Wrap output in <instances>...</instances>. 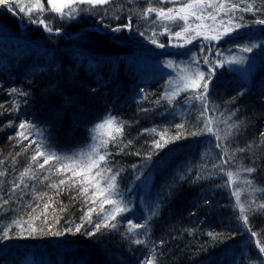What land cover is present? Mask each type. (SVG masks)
Segmentation results:
<instances>
[{"label":"trees","instance_id":"obj_1","mask_svg":"<svg viewBox=\"0 0 264 264\" xmlns=\"http://www.w3.org/2000/svg\"><path fill=\"white\" fill-rule=\"evenodd\" d=\"M255 2L258 7L262 6L261 0ZM145 6L144 0H114L112 5L106 6L104 24H123L125 17L132 16L133 31L116 33L114 35L119 39L115 40L111 39L113 34L107 28L101 27L95 12L82 13L80 19L65 22L59 35H51L35 24L21 23L19 16L0 7V105H4L0 108V160L4 161L0 171L8 173L6 177H0V196L9 199L5 193H10L12 182L27 167L32 148H35L33 145L24 151L28 141L18 144L10 139L17 132L19 122L30 121L37 125L44 130L48 137L46 142L53 151L71 156L86 152L92 146L95 125L111 114L125 127L123 135L119 136L122 143L114 145L110 142L108 145L109 167L113 172L119 170V191L131 208L130 212L117 216V220L131 219L141 223L143 217H148L149 223L148 235L135 237L144 239V244H135L133 237L124 235L123 224L117 230H104L103 235L92 237L43 235L3 241L0 242V264H23L28 256L41 258L43 264L47 255L56 264H141L153 247L154 264H260L256 250L249 246L247 234L233 232L242 226L237 222L233 199L221 186L224 181L218 167H214L220 163L219 150L206 142L209 137H189L169 143L151 160L134 154H146L152 140L159 138L144 133L145 129L156 128L158 132L168 129L170 135H175V125L184 123L189 131H195L189 125L196 123L200 107L198 101L191 102L195 107L184 106L185 102L173 105L165 100L155 104L165 90L167 77L137 62L144 57H153L152 51H155V58L184 59L186 63L189 56L184 53L191 49L192 54L200 55V48L205 43L197 39L187 45L186 50L179 51L170 46L177 40L165 34L157 37L166 44L164 49L152 45L147 35L149 30L160 33L163 29L160 24L141 19L138 12ZM259 15L253 17L246 13L245 21L251 23ZM114 16L120 19H114ZM254 26L258 27L257 36L248 33L232 40H221L218 46L222 57L224 51L237 47L238 41L249 37L264 39V26ZM139 32L146 35L141 36ZM202 67L207 68L206 65ZM263 69L264 65L255 72L250 83L233 71L229 73L225 66L223 75L215 80L218 87L210 94L212 104L219 111L232 112L233 121L240 126L232 147L253 145L251 151L236 154L232 168L255 167L256 171L249 178L261 189H264ZM12 88L28 95H10ZM141 88L147 99L142 98ZM238 91L244 94L238 96ZM13 101L19 107L18 112L12 110ZM145 108L149 111H141ZM9 121L11 126H7ZM116 126L101 130L102 138L108 139L110 132L117 135ZM129 140L132 144L121 152L120 148ZM44 174L37 172L35 181L26 178L28 188L21 186L24 195L21 196L19 191L11 195L10 204L0 210V228L11 225L16 219L27 220L25 212L31 209H25L24 205L40 203L33 197L43 192L57 200L53 207L58 209L60 202L66 207L65 212L58 213L61 226L65 220L79 222L84 205L80 198L73 199L77 189L62 191L55 197V190L47 187L51 181L40 183ZM147 179L152 180V185L148 191H143ZM141 197L146 200L147 210L141 209ZM253 197L260 199L264 192H255ZM105 209L110 210L111 205H105ZM151 210L155 215H149ZM96 219L93 213V220ZM249 223L253 230L264 232V212L251 215ZM17 231L12 228L13 234ZM209 232L222 236L214 239ZM232 235L235 238L228 239ZM225 249H228L227 254Z\"/></svg>","mask_w":264,"mask_h":264},{"label":"snow or ice","instance_id":"obj_2","mask_svg":"<svg viewBox=\"0 0 264 264\" xmlns=\"http://www.w3.org/2000/svg\"><path fill=\"white\" fill-rule=\"evenodd\" d=\"M113 3L114 0H47L48 7L45 8L44 0H32L27 5L23 3V0H0V7L19 16L21 23L35 24L51 35H59L65 22L80 19L82 13L91 14L95 12L101 22V27L107 28L109 33L113 34L111 39L115 40L119 37L114 34L133 31V24L131 15L125 17L126 22L123 24L113 26L103 23L107 16L106 6ZM261 4L262 6L258 7L255 0H146V6L139 10L138 14L141 19L150 20L152 24H160L163 29L160 33L149 30L147 35L152 45L164 49L166 44L160 42L157 37L165 34L174 40L182 41L170 45L176 48H185L197 39H202L205 43L200 48V55L192 54L191 49L184 53V55L189 56V60L183 68L174 61L166 62L168 68L178 72V78L174 81H168L160 99L154 101L157 105L160 104L161 100L173 105L178 102L191 104L192 101H199L200 107L195 118L196 123L189 125V128L196 130L189 131L185 128L184 123L175 125V135H170L168 129L161 132H158L156 128L145 129L144 133L159 138L152 140L150 149L146 154L140 152L134 154L151 160L153 155H159L158 150L165 148L169 143H175L189 137H209L210 139L206 142L214 144L215 148L219 150L220 163L214 167H218L221 179L224 181L221 186L228 190L230 199L234 200L236 219L242 226L241 229H234L233 232L242 231L247 234L249 246L256 250L260 264H264V232L253 230L249 223L251 215L264 212V197L241 201V194L244 191L240 187L241 173L248 174V177L242 179V183L253 193L264 192V189L257 188L254 180L249 178L256 171L255 167L232 168V163L237 158L236 154L251 151L253 145L248 144L243 148L232 147L234 136L239 131L240 126L236 122L229 123L232 120V112L225 116L224 111H220L219 116H217L216 112L219 109L212 104L210 99V94L218 87L214 81L217 79L219 69L224 68L225 65H245L248 63L246 55L219 58L222 57V52L219 48L214 49V43L218 45L225 38L228 40L238 38L239 30L242 28L252 25L264 26V0H261ZM129 11L133 10L129 9ZM245 13H251L253 17H257L258 13L260 15L258 18H254L251 23H247ZM114 19L119 20L120 17L114 16ZM234 33L235 37H233ZM139 35L145 36L146 33L139 32ZM205 49H207V54H204ZM256 49H264V41L239 47V51L242 53H252ZM213 52L214 57L210 59L209 57L213 56ZM202 65H206L207 68H203ZM139 92L143 99H147L143 88L139 89ZM9 94L13 96L28 95L17 88L10 89ZM181 94H183L182 99H180ZM243 94L242 91L237 92L238 96ZM191 106L195 107L194 104ZM3 107L4 105H0V108ZM12 110L19 111L15 101H13ZM141 111L147 112L149 109L145 108ZM11 125L12 122L9 121L7 126ZM115 125H118L115 127L117 135L110 132L108 139L102 138L101 130ZM124 127L122 121H118L117 117L109 114L102 122L95 125L92 146L86 152L68 156L51 149L46 142L48 137L44 134L43 129L38 128L30 121L19 122L16 125L17 132L10 139L16 140L18 144L22 141H28L24 151L32 148L33 145L35 148H32L27 167L20 171L18 177L12 182L10 193H5V195H9V199H3V196H0V210H5L6 206L10 204L11 195L18 191L21 196L25 194L21 186L28 188L26 178L28 181H35L38 178L36 173L43 171L45 174L40 183L45 180L51 181L47 187L55 190V197H58L62 191L77 189V195L73 199L80 198L82 200L84 207L81 211L83 215L79 218V222L65 220L64 225L61 226L58 213L65 212L66 207L60 202L57 209L53 207L57 203L53 196H49L47 192L36 193L33 199L40 201V203H36L35 206L32 203L24 205L25 209H31V211L25 212L28 217L27 220L16 219L12 221L11 225L0 228V242L17 238H37L43 235L63 237L65 235L83 234L92 237L97 234L103 235L104 230H117L123 224L126 228L124 235L133 237V243H146L144 239L135 237L148 235V217H143L141 223H134L131 219L117 220V216L130 212L131 208L128 207V203L124 201L122 193L119 191L117 183V177L120 175L119 170L113 172L112 168L109 167L111 153L108 151V145L110 142L114 145L122 143L119 136L123 135ZM131 144L132 141L129 140L127 145L120 148V151L123 152L124 148ZM14 161L15 157H13ZM3 163L4 161L0 160V165ZM46 165L49 166L47 169L45 168ZM7 174L6 170L0 171V177H6ZM54 177L62 178L56 180ZM16 203L19 205L20 201L17 200ZM105 205H111V209H105ZM50 208L52 209L51 212H49ZM38 209L39 211H37ZM93 213L96 214V220H93ZM149 215H155V211L151 210ZM37 221L39 224L36 223ZM13 227L18 229L14 234L12 233ZM208 235L214 239H219L222 236L221 233L214 232H209ZM234 238V235L228 237V239ZM160 243L163 244V241ZM227 252L228 249H225L226 254ZM244 254L242 250L241 258ZM155 260L156 255L153 247L141 264H154Z\"/></svg>","mask_w":264,"mask_h":264},{"label":"rangeland","instance_id":"obj_3","mask_svg":"<svg viewBox=\"0 0 264 264\" xmlns=\"http://www.w3.org/2000/svg\"><path fill=\"white\" fill-rule=\"evenodd\" d=\"M26 1L27 0H23V3L25 5L28 4V3H26ZM144 1H146V0H144ZM46 3H45V8L48 7V5ZM244 15H246V13ZM246 22L248 23L247 20H246ZM248 33H254V35L257 36V34H259L258 33V27L257 26H254V27L251 26V27H245V28L240 29L239 30V37L244 36ZM233 37H235V33L233 34ZM258 38H260V39H258ZM225 39H228V38H225ZM261 41H264V39L261 37H249L246 40L238 41L237 47H233L230 50L224 51L225 55L221 58H230L233 55H236V56L246 55L248 57V63L245 65H233V66L225 65L227 67L228 72L231 73L233 71V73H236L237 75L241 76L242 80L248 81V82L251 81L250 83H252L253 82L252 81L253 75L255 74V72L259 68H261L264 65V49H256L252 53H242L239 51V47L242 45H247L249 43H260ZM177 42H182V41H177ZM218 45H216L214 43L213 47L220 49V47ZM172 48L178 49L176 47H172ZM152 53H153V57H151L149 59L144 57V58L140 59L139 62H137V63L140 66H147V68L151 69L152 71L153 70L157 71L160 74V76H166L167 82L170 80L174 81L178 78V72L176 70L170 69L166 66L167 61H174L177 64H179L181 68H183L187 65V62L185 63L184 61H181V62H183V63H181L180 61L173 60V59L155 58L154 54H156V52L152 51ZM213 56H211L210 59H212ZM217 74H218L217 78L219 79V76L223 75V68L219 69ZM214 83H216V81H214ZM183 105L188 107L189 104L185 103ZM178 112L180 113L181 111L179 110ZM219 112L220 111L216 112L217 116H219ZM224 113H225V116L228 115L225 111H224ZM232 122H234L233 118L231 121H229V123H232ZM221 127H223V125H221ZM245 177H248V174L247 173H241L240 187L242 189H244V191L241 194V201L242 202L245 200H249V199L251 200L252 198H254L252 191L250 189H248L247 186L242 183V179ZM151 185H152V180H149V179L145 180V182L143 184V187H144L143 191H148L150 189ZM227 193H229L228 190H227ZM133 201H134V199H133ZM139 201H140L141 209L147 210L149 208V207H147L146 200L143 197H141V199H139ZM233 202H234V200H233ZM39 256H41V255H39ZM23 261H24L23 264H42L41 258L36 259L35 257H31V256L24 258ZM43 262H44L43 264H56L55 260L48 258V255H47L46 259L43 260Z\"/></svg>","mask_w":264,"mask_h":264},{"label":"bare ground","instance_id":"obj_4","mask_svg":"<svg viewBox=\"0 0 264 264\" xmlns=\"http://www.w3.org/2000/svg\"><path fill=\"white\" fill-rule=\"evenodd\" d=\"M21 27H24L23 25H21ZM189 46V45H188ZM188 46H186V47H188ZM186 47L185 48H179V51H184V50H186ZM178 61H185L184 59H179ZM177 61V62H178Z\"/></svg>","mask_w":264,"mask_h":264}]
</instances>
